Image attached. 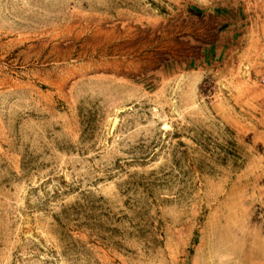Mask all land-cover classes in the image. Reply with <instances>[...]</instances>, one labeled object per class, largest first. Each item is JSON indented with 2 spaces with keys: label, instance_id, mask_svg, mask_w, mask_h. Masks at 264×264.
I'll return each instance as SVG.
<instances>
[{
  "label": "rangeland",
  "instance_id": "374dc122",
  "mask_svg": "<svg viewBox=\"0 0 264 264\" xmlns=\"http://www.w3.org/2000/svg\"><path fill=\"white\" fill-rule=\"evenodd\" d=\"M264 0H0V264H264Z\"/></svg>",
  "mask_w": 264,
  "mask_h": 264
},
{
  "label": "bare ground",
  "instance_id": "6f19581e",
  "mask_svg": "<svg viewBox=\"0 0 264 264\" xmlns=\"http://www.w3.org/2000/svg\"><path fill=\"white\" fill-rule=\"evenodd\" d=\"M260 259H264V255H259L258 256Z\"/></svg>",
  "mask_w": 264,
  "mask_h": 264
},
{
  "label": "crops",
  "instance_id": "0c3cea01",
  "mask_svg": "<svg viewBox=\"0 0 264 264\" xmlns=\"http://www.w3.org/2000/svg\"><path fill=\"white\" fill-rule=\"evenodd\" d=\"M251 2L254 4V3H256V0H251Z\"/></svg>",
  "mask_w": 264,
  "mask_h": 264
},
{
  "label": "built area",
  "instance_id": "2783aa9c",
  "mask_svg": "<svg viewBox=\"0 0 264 264\" xmlns=\"http://www.w3.org/2000/svg\"><path fill=\"white\" fill-rule=\"evenodd\" d=\"M262 83L264 84V77L262 78Z\"/></svg>",
  "mask_w": 264,
  "mask_h": 264
}]
</instances>
